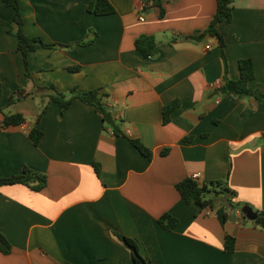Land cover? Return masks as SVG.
I'll return each instance as SVG.
<instances>
[{
    "label": "crops",
    "instance_id": "crops-1",
    "mask_svg": "<svg viewBox=\"0 0 264 264\" xmlns=\"http://www.w3.org/2000/svg\"><path fill=\"white\" fill-rule=\"evenodd\" d=\"M91 1L20 0L28 35L50 43L76 42L90 31L95 38L33 50L29 68L37 85L106 92L125 135L105 129L96 105L78 97L64 111L49 102L38 119L42 101L30 94L9 31L14 9L0 0V175L24 165L48 175L41 191L0 186V230L12 245L10 253L0 250V264H134L113 230L134 238L148 264H264V227L244 210H264V95L218 90L226 76L241 77L242 58L255 66L248 85H264V0H231L232 20L216 24L227 68L219 39L204 32L217 0H164L162 17L142 0H110L116 11L109 14L89 11ZM143 34L155 37L152 55L136 47ZM175 100L165 122L164 108ZM12 113L26 121L3 127ZM33 127L43 131L38 145L29 137ZM195 176L226 180L242 208L226 199L214 208L186 201L176 184ZM164 213L178 219L173 229L160 222ZM227 234L235 237L232 251Z\"/></svg>",
    "mask_w": 264,
    "mask_h": 264
},
{
    "label": "trees",
    "instance_id": "trees-1",
    "mask_svg": "<svg viewBox=\"0 0 264 264\" xmlns=\"http://www.w3.org/2000/svg\"><path fill=\"white\" fill-rule=\"evenodd\" d=\"M8 6H12L14 9V15L10 22L9 31L15 34L18 38V47L23 53L26 74L29 80L30 94L34 97L41 99V107L38 113V119H40L47 107V104L51 101L58 102L63 111L67 109L73 102L74 98L78 97L83 101L90 102L96 105L97 109L102 113L105 129H111L116 135H125L122 127L117 123L114 114L107 108L105 104L106 92H102L100 88L90 89L87 91L78 92L75 88L69 92L60 91L55 84L50 85H37L34 83L30 68H29V52L41 47H64L70 48L76 44L87 45L95 40L92 31L88 33L86 38L71 42V43H50L46 42L41 36H30L26 33L24 28V19L20 8V0H3ZM151 6H158L160 8V16L165 15L164 0H146L145 8ZM89 11L97 14H109L116 11V7L110 0H92L88 5ZM233 17V7L231 0H217V10L212 18L209 26L204 32L216 35L220 41L222 47L223 57L226 61V55L224 52L225 40L222 34L216 28L218 22L224 24L229 23ZM136 47L141 50L145 55H152L156 47V40L153 35L143 34L136 39ZM77 67H75L76 69ZM227 68V61H226ZM241 77L237 80L231 79L228 76L225 78V82L220 86L219 91L226 95H247L252 97H258L264 95V85H259L257 88H251L248 84L249 81L255 78V66L251 58H242L240 60ZM1 88V86H0ZM15 101V96L10 98L9 103ZM179 104L178 100L171 102L164 108V121L170 120L171 112ZM26 121L25 116L22 113L6 114L5 118L1 122L3 127H7L12 124H21ZM43 136V131L38 127L30 129L29 137L38 145ZM191 139V137H189ZM131 141L147 156H152V151L144 146L138 139L132 138ZM167 148L162 150V153L167 152ZM96 171L100 174V164L95 162ZM21 183L29 186L35 191L43 190L48 184V175L36 170L28 165H24L20 172L13 173L11 175H0V186L5 184ZM178 191L182 198L188 202L195 201L202 207L214 208L220 199H226V201L235 208H242L240 203L234 201V197L237 195L236 191L228 186L227 181L224 179L213 180L209 182H199L194 177H186L176 184ZM160 222L168 229H173L178 224V219L170 213H164L160 217ZM259 225L264 227V210L259 211L256 220ZM113 235L117 237L130 251L134 264H148L147 258L141 253L138 242L123 233L113 230ZM235 237L227 234L225 237V248L229 251L235 248ZM0 250L3 253H10L12 245L7 237L0 230ZM62 264H74L66 261Z\"/></svg>",
    "mask_w": 264,
    "mask_h": 264
},
{
    "label": "built area",
    "instance_id": "built-area-1",
    "mask_svg": "<svg viewBox=\"0 0 264 264\" xmlns=\"http://www.w3.org/2000/svg\"><path fill=\"white\" fill-rule=\"evenodd\" d=\"M142 1H143V8H145L146 0H142ZM140 19H141V20H144V19H145V18H144V14L140 16ZM218 90H219V87H218ZM219 93H221V92L219 91ZM194 178H198V176H195Z\"/></svg>",
    "mask_w": 264,
    "mask_h": 264
},
{
    "label": "water",
    "instance_id": "water-1",
    "mask_svg": "<svg viewBox=\"0 0 264 264\" xmlns=\"http://www.w3.org/2000/svg\"><path fill=\"white\" fill-rule=\"evenodd\" d=\"M244 210H245V211H247V210H248V211L250 212V214H252V215H253L255 218H256V217H257V215H258V213H257V212H255V211H253V210H251V209H248V208H246V207L244 208Z\"/></svg>",
    "mask_w": 264,
    "mask_h": 264
}]
</instances>
